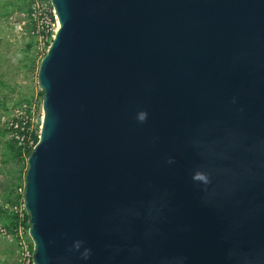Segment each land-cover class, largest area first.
Wrapping results in <instances>:
<instances>
[{
  "label": "water",
  "instance_id": "obj_1",
  "mask_svg": "<svg viewBox=\"0 0 264 264\" xmlns=\"http://www.w3.org/2000/svg\"><path fill=\"white\" fill-rule=\"evenodd\" d=\"M51 1L34 264H264V0Z\"/></svg>",
  "mask_w": 264,
  "mask_h": 264
},
{
  "label": "rangeland",
  "instance_id": "obj_2",
  "mask_svg": "<svg viewBox=\"0 0 264 264\" xmlns=\"http://www.w3.org/2000/svg\"><path fill=\"white\" fill-rule=\"evenodd\" d=\"M0 0V208L4 209L5 189L11 183L12 168L20 170L21 179L15 180L16 190L25 183L27 159L18 161L6 148L7 124L10 112L21 102L34 97L40 89L37 82L39 64L47 49H39L37 40L27 24L28 13L17 11L9 2ZM25 22V23H24ZM6 133V134H5ZM17 164V165H16ZM0 211V226L9 221ZM0 264H17V249L13 242L0 235Z\"/></svg>",
  "mask_w": 264,
  "mask_h": 264
},
{
  "label": "built area",
  "instance_id": "obj_3",
  "mask_svg": "<svg viewBox=\"0 0 264 264\" xmlns=\"http://www.w3.org/2000/svg\"><path fill=\"white\" fill-rule=\"evenodd\" d=\"M30 11L27 24L37 40L38 48L48 49L59 28V21L51 0H28ZM25 23V22H24ZM43 92L17 105L5 120L7 136L19 147L24 156L30 154L37 142L43 116ZM25 183L16 190L15 203L5 204L10 216L8 224L0 226V235L13 242L17 249V264H34V247L30 235V214L25 205Z\"/></svg>",
  "mask_w": 264,
  "mask_h": 264
},
{
  "label": "trees",
  "instance_id": "obj_4",
  "mask_svg": "<svg viewBox=\"0 0 264 264\" xmlns=\"http://www.w3.org/2000/svg\"><path fill=\"white\" fill-rule=\"evenodd\" d=\"M9 3L17 11H25L27 13H29V11H30V7H29L28 0H12ZM36 139L38 140V138H36ZM6 148H7L8 152L11 154V157L12 158L17 159L18 161L23 160L25 158L23 156V153H22L21 149L19 147H17V145L12 140L7 139V141H6ZM12 169H13L12 170L13 171V174H11V180L12 181L10 183L9 188L5 189L6 200L9 203H15L16 202V200H17V196H16V184L17 183H14V182H15V180L17 181V180H20L21 179V175L19 174L20 173V170L17 168V166H16L15 169L14 168H12ZM0 211L6 212L3 208H0ZM5 214L9 217V221H8V223H9L10 220H11V218L7 214V212ZM8 223H6V224H8Z\"/></svg>",
  "mask_w": 264,
  "mask_h": 264
},
{
  "label": "clouds",
  "instance_id": "obj_5",
  "mask_svg": "<svg viewBox=\"0 0 264 264\" xmlns=\"http://www.w3.org/2000/svg\"><path fill=\"white\" fill-rule=\"evenodd\" d=\"M138 118L142 121V120H144L145 118H146V113L145 112H140L139 114H138Z\"/></svg>",
  "mask_w": 264,
  "mask_h": 264
}]
</instances>
